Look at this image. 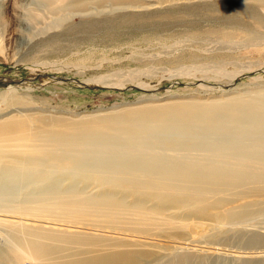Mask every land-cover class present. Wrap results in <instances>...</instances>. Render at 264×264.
<instances>
[{"label":"rangeland","instance_id":"1","mask_svg":"<svg viewBox=\"0 0 264 264\" xmlns=\"http://www.w3.org/2000/svg\"><path fill=\"white\" fill-rule=\"evenodd\" d=\"M102 1L0 0V122L26 120L33 139L66 141L75 136H59L64 130L119 127L122 121L133 126L140 114L184 104L234 98L264 102V0H112L96 10L79 9ZM144 4L148 7L137 13L129 10ZM98 20L107 22L88 32L73 31L69 40H45ZM52 177L57 184L15 188L17 193L0 211V264H42L16 257L27 251L23 244L35 227L59 237L47 241L61 248L51 260L104 246L117 250L132 239L167 261L189 251L207 256L202 262L192 259L195 264H264V253L235 255L264 252V182L217 195L199 188L194 193L183 190L198 203L177 212L168 206L161 214L166 231L151 234L112 217L118 211L106 207H85L70 216L61 210L43 215L24 199L43 187L57 189V197L45 200L51 210L61 201L68 204L103 189L126 203L138 196L131 184L121 191L122 185L114 181L101 184L103 180L61 172ZM145 206L154 207L152 201ZM228 208L241 213L229 219L214 216ZM195 222L212 226L202 229ZM251 231L260 242L248 243Z\"/></svg>","mask_w":264,"mask_h":264},{"label":"bare ground","instance_id":"2","mask_svg":"<svg viewBox=\"0 0 264 264\" xmlns=\"http://www.w3.org/2000/svg\"><path fill=\"white\" fill-rule=\"evenodd\" d=\"M163 1L167 0H158V3ZM112 3V0H103L99 4L93 2L79 9L96 10ZM147 7L144 4L129 10L137 13ZM105 22L107 20L81 22L45 40L48 43L53 39L69 40L73 37V31L88 32ZM28 41L31 43L34 40ZM147 120L153 122L144 124ZM122 122L119 127L97 125L64 130L59 136L71 134L75 137L66 141L58 137L59 140L52 141L33 139L26 120L1 121L0 211H4L12 195L17 193L15 188L23 184L34 186L49 182L55 185L57 181L52 173L61 172L103 180L101 184L114 181L122 185L121 191H127L126 185L131 184L130 187L135 189L134 193L138 196L133 202L126 203L125 198L115 200L108 189H103L97 194L79 195V198L68 204L61 201L55 210H51L47 208L49 202L45 201L57 197L53 194L57 189L51 191V186L38 189L36 196L32 194L30 199L27 196L24 198L26 202L35 203L34 208L47 217L57 214V210L70 216L73 211L79 212L85 207H106L117 210L118 213L112 217L118 215L126 224L134 225L137 231L159 234L167 228L166 218L161 214L168 206L177 212L198 203L196 196L184 194L183 190L194 193L199 188L217 195L224 190L236 191L239 187L264 182L263 101L234 98L225 102L190 103L165 111L140 114L133 126ZM38 173H47V177L38 179L35 176ZM68 192L74 195L73 191ZM151 201L154 207L147 208L146 202ZM250 206L263 205L253 203ZM247 209L245 206L242 214ZM240 213L235 212L234 208H228L214 212V216L229 219ZM195 224L202 229L212 226L204 222ZM250 233L248 243L260 242L256 232ZM32 234L33 237L23 244L27 251L16 256L18 261L30 258L42 264H146L148 261L149 264H195L192 259L202 262L207 258L203 254L187 251L167 261L157 255L158 251L148 253L137 241L128 239L125 244L117 245V250L104 246L51 260L50 256L58 253L61 248L47 241L59 237L42 232L40 227H35ZM72 238L75 236H64L62 239ZM77 240L83 241L84 238L78 237ZM236 253H240L235 254L236 257L245 255L250 258L264 252ZM140 257L148 258L142 261Z\"/></svg>","mask_w":264,"mask_h":264}]
</instances>
